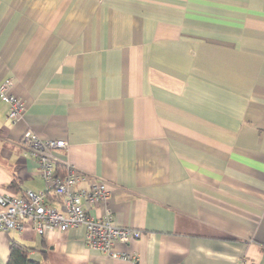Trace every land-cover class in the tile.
I'll return each mask as SVG.
<instances>
[{"label": "crops", "instance_id": "obj_1", "mask_svg": "<svg viewBox=\"0 0 264 264\" xmlns=\"http://www.w3.org/2000/svg\"><path fill=\"white\" fill-rule=\"evenodd\" d=\"M0 78L25 106L13 124L0 98V193L47 192L31 129L141 230L135 260L84 226L0 230V264L13 240L45 264H264V0H0Z\"/></svg>", "mask_w": 264, "mask_h": 264}, {"label": "built area", "instance_id": "obj_2", "mask_svg": "<svg viewBox=\"0 0 264 264\" xmlns=\"http://www.w3.org/2000/svg\"><path fill=\"white\" fill-rule=\"evenodd\" d=\"M11 81L12 78H0V98L8 103V117L15 124L24 116L25 106L12 92ZM21 143L36 160L47 192L60 196L64 209L51 206L45 191L28 189L21 195L0 193V230L22 232L27 224H31L38 234L45 235L53 230L66 231L84 226L85 243L89 248L113 258L135 260V255L117 250V245L139 239L141 230L114 222L110 206L112 190L108 182L65 162L59 156V151L68 146L64 139L46 138L28 129L23 133ZM84 182L87 186H83ZM99 204L103 213L91 214L90 209Z\"/></svg>", "mask_w": 264, "mask_h": 264}, {"label": "trees", "instance_id": "obj_3", "mask_svg": "<svg viewBox=\"0 0 264 264\" xmlns=\"http://www.w3.org/2000/svg\"><path fill=\"white\" fill-rule=\"evenodd\" d=\"M17 182L14 180L9 185L11 188H15ZM6 264H45L42 260L36 259L31 255V247L21 243L17 240H13L10 245V252L7 258Z\"/></svg>", "mask_w": 264, "mask_h": 264}]
</instances>
